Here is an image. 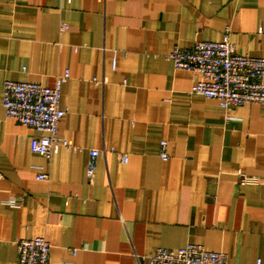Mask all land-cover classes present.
<instances>
[{
    "label": "crops",
    "instance_id": "1",
    "mask_svg": "<svg viewBox=\"0 0 264 264\" xmlns=\"http://www.w3.org/2000/svg\"><path fill=\"white\" fill-rule=\"evenodd\" d=\"M226 33L264 58V0H0V264L34 236L49 264H149L187 243L264 264V186L239 175L264 178V103L226 112L168 58ZM65 70L58 135L78 150L47 159L5 117L3 82L53 86Z\"/></svg>",
    "mask_w": 264,
    "mask_h": 264
},
{
    "label": "built area",
    "instance_id": "2",
    "mask_svg": "<svg viewBox=\"0 0 264 264\" xmlns=\"http://www.w3.org/2000/svg\"><path fill=\"white\" fill-rule=\"evenodd\" d=\"M168 58L175 70L187 71L194 76L190 93L214 99L226 112L247 103H264V58L244 55L226 33L221 41L196 40L190 48L174 47ZM69 71L57 77L53 86H42L32 81L5 80L2 101L6 118L36 130L31 138L33 153L50 159L61 149L77 151L78 147L58 135V125L65 111L60 108L61 86ZM227 119H232L230 115ZM99 152L89 151L87 177L90 180L96 168ZM160 157L167 159L166 142H160ZM122 162L126 155H119ZM240 175L242 183L264 186V178ZM38 174L37 179H45ZM15 264H49L50 243L43 236L16 241ZM149 264H228L222 252L210 251L195 243L177 249L157 248L148 257ZM260 261L257 260L256 264Z\"/></svg>",
    "mask_w": 264,
    "mask_h": 264
}]
</instances>
